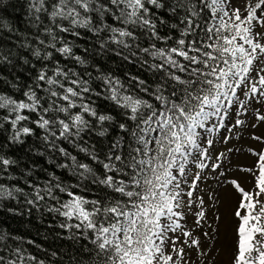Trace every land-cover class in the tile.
<instances>
[{
  "label": "snow or ice",
  "instance_id": "snow-or-ice-1",
  "mask_svg": "<svg viewBox=\"0 0 264 264\" xmlns=\"http://www.w3.org/2000/svg\"><path fill=\"white\" fill-rule=\"evenodd\" d=\"M200 3L211 9L213 19L217 21L204 29L209 34L206 39L212 43L198 38L197 29L201 28V24L195 18L200 16L201 9H198L196 0H172L170 5L165 0H31L37 21L41 19L39 14L44 12L60 32H71L78 36L79 32L75 29L87 28L99 36L107 31L111 42L125 48L131 46L128 40L137 39L128 26L138 27L157 39H171L170 36H159L157 23L153 19L155 10L169 8L174 13L180 8L188 13L180 20L184 28L181 29V38L176 41L177 47L165 49L153 44L150 46L151 51L149 48L141 49L153 59H160L161 63L152 64L151 67L162 69L165 73L151 91L145 86V81L137 80L138 85L142 86L140 90L152 97L155 103L124 94L120 91L123 85L117 86L118 82L110 77L104 79V83L109 86L108 98L125 109L127 119L133 122L130 128L125 123L119 124L120 132L129 134L132 143L125 144L123 136L112 143L106 155L107 162H102L105 175L103 178L96 177L94 182L98 181L127 199L102 203L99 200L88 201L68 192L70 201L55 209L69 220H78L76 228L83 226L93 233L91 243L95 246V256L98 258L94 264H176L171 254H165V248L169 242L171 245L176 243L168 233H175L182 228L179 221L184 218V214L178 209L182 207L183 196H192L191 191L184 193L181 189L185 167L194 151L198 156L206 155L198 130L212 133L223 126L227 110L238 100L237 90H242V85L249 99L256 98L257 102H261L259 98L264 97V75H261L264 66L256 65L260 57L264 56V43L261 42V33L254 32L256 26L264 28V0H257L254 6L250 5L243 19L239 9L231 10L229 15V0H210V4L200 0ZM109 16L123 27L108 24ZM224 17H228V20ZM64 21L71 27H65ZM172 27L177 25L173 24ZM43 31L51 37L46 48L51 47L61 55L72 54V48L67 44L56 48L55 43L51 42L57 39L51 26H45ZM224 32L228 35H223ZM188 37L192 38L186 39ZM37 39L40 44H45L44 40ZM104 43L107 41L102 42V47ZM32 54L43 60H51L53 55L50 51H44L42 55L39 48L34 49ZM74 58L84 63L79 57ZM4 62L12 64L9 55L0 52V63ZM24 62L28 63L27 59ZM32 67L35 68V65ZM257 67L258 79L253 81L251 73ZM8 83L13 88H19L11 81ZM38 90L46 95H40ZM91 92L89 82L71 69L65 71L57 66L49 75L47 67L42 66L36 73L34 86L29 85L23 91V99L0 93V109L7 113L0 117V129H4L5 123L9 124L11 140L23 143L21 136L34 133V129L24 124L28 121L44 131L43 138L50 141L52 148L57 147V140L80 139L82 133L93 128L85 114L95 118L100 125L113 119L98 114L84 102L85 94ZM243 106V102H240V107ZM72 109L79 111L72 112ZM32 113L37 116L35 120L31 119ZM61 114L64 118H61ZM213 119L220 123L210 124L209 121ZM257 119L264 120V115L258 114ZM241 123L237 121V124ZM107 131V128L100 127L96 133L103 137ZM254 138L262 140L261 137ZM206 143L210 147L212 141L206 140ZM125 147L131 149L127 157L114 151ZM59 151L65 156L70 155L64 148H59ZM253 154L257 156L258 173L255 169L245 171L256 176L254 190L245 191L235 181L232 182L241 195L235 213L241 222L234 264H264V201L260 199L264 196V151ZM92 158L97 159L95 155ZM71 159L75 162L76 158ZM0 163L6 168L14 162L0 157ZM199 167L205 165L201 163ZM78 168L83 170L79 173L81 176L94 175L87 164H79ZM192 187H195L194 182ZM56 190L66 191L56 183L36 189L35 195L37 200H43L45 195L58 200ZM42 191L44 195H41ZM8 197H13V191L0 185V199ZM28 202L34 203L31 200ZM88 204H91V209L85 207ZM198 215L203 217L204 213ZM190 235V232H183L184 237ZM5 239L0 234V241ZM192 244L198 245V241L192 240ZM172 251L183 259L182 248L172 247ZM25 259L21 250L16 248L15 258L5 260L0 255V264H24ZM27 259L35 261L36 257L29 256Z\"/></svg>",
  "mask_w": 264,
  "mask_h": 264
},
{
  "label": "trees",
  "instance_id": "trees-1",
  "mask_svg": "<svg viewBox=\"0 0 264 264\" xmlns=\"http://www.w3.org/2000/svg\"><path fill=\"white\" fill-rule=\"evenodd\" d=\"M165 3L170 5L172 0H165ZM196 3L198 9H201L200 16L195 18L201 24V28L197 29L198 38H203L206 43H212L213 41L206 39L209 34L204 29L216 21L209 7L201 4L200 0H196ZM205 3L210 4V0H205ZM49 10H51L50 7ZM36 15L31 8V0H0V52L8 54L12 60V64L0 63V93L15 99H23V91L29 85L34 86V78L42 66L47 67L49 75L52 74L53 68L59 66L65 71L71 69L72 72L87 80L92 92L85 94L84 102L98 114L108 115L113 119L100 125L95 118L85 114V118L93 125L92 130L82 133L80 139L57 140L56 148L50 147V141L43 138L44 131L33 123L24 122L26 126L34 129V133L31 136H21L23 143L12 141L11 126L4 124V129L7 131L0 129V157L14 163L6 168L0 163V185L13 191L14 198L0 199V234L6 237L5 240L0 241V255H3L5 260L14 259L15 249L19 248L26 258L24 264H40V262L42 264H94V260L98 258L95 256V246L91 243L93 233L85 230L83 226L76 228L78 220H69L55 209L70 201L68 192L88 201L99 200L102 203L127 199L98 181L94 182L96 177L103 178L105 175L102 162H107L106 155L112 143L121 136L124 137L125 144L132 143V137L129 134L120 132L119 124L125 123L130 128L133 122L127 119L125 109L120 108L108 98L109 86L104 83V79L110 77L114 82H118L117 86L123 85L120 91L124 94L142 97L155 103L152 97L140 90L142 86L138 85L137 80L145 81V86L151 91L165 73L162 69L157 70L151 67L152 64L161 63L160 59H153L141 49L149 48L151 51L150 46L153 44L157 48L177 47L176 41L181 38V29L184 28L180 20L188 13L180 8H177L174 13L169 8L155 10L153 19L157 23L159 36H170L171 39H157L138 27L128 26L137 37L135 41L128 40L131 45L128 48L111 42L107 31L98 36L87 28H78L75 31L79 32V35L75 36L71 32H60L55 28L47 13L39 14L40 21L35 19ZM62 23L65 27H71L67 21ZM107 23L115 27H123L111 16L107 18ZM173 24L177 27L173 28ZM45 26L53 28L57 39L51 42L55 43L56 48L67 44L72 48L71 55H61L55 49L45 47L51 40V37L43 31ZM223 35L228 33L224 32ZM37 37L44 40L45 44H40ZM103 41L107 43H104L102 47ZM36 48L41 50L42 55L44 51L52 52V59H37L32 54ZM74 57H79L84 63H80ZM25 59L28 63L24 62ZM184 63L187 62L184 61ZM33 65L35 68L32 67ZM8 81L17 84L19 88H13ZM39 94L46 95L44 92ZM71 111L77 112L79 109ZM6 114V110L0 109V117ZM36 118V114L32 113L31 119ZM61 118H64L63 114ZM100 127L108 130L103 137L96 133ZM59 148H64L70 155L61 154ZM130 150L125 147L114 151L127 157ZM93 155L97 159H93ZM71 157L76 158L75 162ZM79 164H87L94 175L81 176L79 173L83 170L78 168ZM61 165H67V167ZM107 174L112 175V173ZM56 183L66 189L65 192L56 190L58 200L50 199L47 195L43 200H37L36 189H44ZM41 195H44L43 191ZM29 200L34 203H29ZM85 207L91 209L92 206L88 204ZM29 256L36 257V260H28Z\"/></svg>",
  "mask_w": 264,
  "mask_h": 264
},
{
  "label": "rangeland",
  "instance_id": "rangeland-1",
  "mask_svg": "<svg viewBox=\"0 0 264 264\" xmlns=\"http://www.w3.org/2000/svg\"><path fill=\"white\" fill-rule=\"evenodd\" d=\"M256 3L257 0H229V15L231 10L239 9L243 19L247 16L246 9ZM257 15H260L259 10ZM224 19L228 20V17ZM254 32L261 33V42L264 43V28L256 26ZM261 62H264V56L260 57L256 65L264 66ZM257 71L258 67L251 73L253 81L258 79ZM245 92L243 85L242 90H237L238 100L227 110L222 127L212 133L198 130L206 155L198 156L194 151L185 167L181 189L184 193L191 191L192 196H183L182 207L178 209L184 214V218L179 221L182 228L175 233H168L176 243L171 245L169 242L165 248V254H171L176 264H234L241 222L235 213L241 195L232 182L235 181L245 191H253L256 176L245 169H255L258 173L257 156L253 153L264 151V120L257 119L258 114L264 115V97L259 98L261 102H257L256 98L249 99ZM240 102H243V107H240ZM238 120L242 123L237 124ZM209 123L220 122L213 119ZM254 137H261L262 140ZM206 140L212 141L210 147ZM201 163L205 167H199ZM260 199L264 201V196ZM200 212L204 213L203 217L198 215ZM184 231L191 235L184 237ZM192 240H197L198 245H193ZM172 247L183 249V259L176 256Z\"/></svg>",
  "mask_w": 264,
  "mask_h": 264
}]
</instances>
